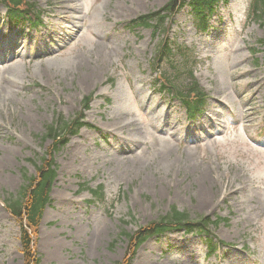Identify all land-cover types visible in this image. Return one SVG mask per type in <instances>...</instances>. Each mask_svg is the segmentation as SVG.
<instances>
[{"label": "rangeland", "instance_id": "374dc122", "mask_svg": "<svg viewBox=\"0 0 264 264\" xmlns=\"http://www.w3.org/2000/svg\"><path fill=\"white\" fill-rule=\"evenodd\" d=\"M31 1L44 11L38 29L11 26L0 3V264L27 262L6 200L50 149L47 125L73 117L89 92L93 127L55 152L40 264H123V231L174 205L227 218L213 230L228 245L208 257L199 235L171 231L130 264H264V16L250 15L252 0L221 1L206 31L188 6L173 19L170 36L192 47L210 96L195 121L155 82L151 29L131 25L169 0Z\"/></svg>", "mask_w": 264, "mask_h": 264}, {"label": "trees", "instance_id": "16d2710c", "mask_svg": "<svg viewBox=\"0 0 264 264\" xmlns=\"http://www.w3.org/2000/svg\"><path fill=\"white\" fill-rule=\"evenodd\" d=\"M3 1L14 24L29 22L32 28L42 25V10L36 2ZM219 1L221 0H169L162 8L142 14L131 21V24L136 26L151 27L154 37L158 34L163 35L158 39L151 68L157 73L156 82H159L160 90L180 100L186 108L189 119H195L203 112L208 102V94L195 77L197 57L194 51L168 38L170 20L181 7L190 2L197 23L205 29L208 15L214 11ZM254 6L259 14H264V0H254ZM92 99L93 94L85 96L81 110L73 118L59 115L47 125L44 139H52L50 149L41 157L34 159L35 174L23 173L27 183L22 186L19 195L6 200L8 209L18 219L20 225V241L26 264H40L41 261V257H38L36 252L37 235L45 207L52 202L50 193L57 177L58 167L55 152L68 143L69 135L76 134L84 125L92 126L84 120L85 110L90 107ZM93 191L100 199L105 198L102 186ZM131 215L132 219H135V215ZM221 220V217L213 220L210 216L204 215L193 218L188 212L174 205L168 213L139 225L135 231H123L129 246L123 264L131 263L138 248L148 238L182 229L186 232L205 234L210 253H213L218 245L224 242L213 233L211 225L219 224Z\"/></svg>", "mask_w": 264, "mask_h": 264}, {"label": "bare ground", "instance_id": "6f19581e", "mask_svg": "<svg viewBox=\"0 0 264 264\" xmlns=\"http://www.w3.org/2000/svg\"><path fill=\"white\" fill-rule=\"evenodd\" d=\"M236 48H237L238 51L241 50V47L239 46V44L236 45ZM237 58H239V56H237Z\"/></svg>", "mask_w": 264, "mask_h": 264}]
</instances>
